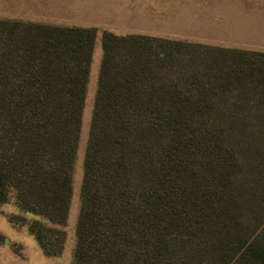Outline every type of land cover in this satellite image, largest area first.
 Here are the masks:
<instances>
[{
	"label": "trees",
	"instance_id": "16d2710c",
	"mask_svg": "<svg viewBox=\"0 0 264 264\" xmlns=\"http://www.w3.org/2000/svg\"><path fill=\"white\" fill-rule=\"evenodd\" d=\"M96 31L0 18V202L42 217L28 229L48 256L66 238ZM101 44L71 264H264V51Z\"/></svg>",
	"mask_w": 264,
	"mask_h": 264
},
{
	"label": "rangeland",
	"instance_id": "374dc122",
	"mask_svg": "<svg viewBox=\"0 0 264 264\" xmlns=\"http://www.w3.org/2000/svg\"><path fill=\"white\" fill-rule=\"evenodd\" d=\"M0 18L97 30L62 250L58 255L44 254L28 229L32 221L42 220V217L21 209L10 194L5 202H0V234L4 238L0 243V264L72 263L83 160L104 31L264 51V0H0Z\"/></svg>",
	"mask_w": 264,
	"mask_h": 264
},
{
	"label": "crops",
	"instance_id": "0c3cea01",
	"mask_svg": "<svg viewBox=\"0 0 264 264\" xmlns=\"http://www.w3.org/2000/svg\"><path fill=\"white\" fill-rule=\"evenodd\" d=\"M10 224H11V222H10ZM13 227H15L13 224H11ZM0 246H2L1 244H0Z\"/></svg>",
	"mask_w": 264,
	"mask_h": 264
},
{
	"label": "water",
	"instance_id": "95a60500",
	"mask_svg": "<svg viewBox=\"0 0 264 264\" xmlns=\"http://www.w3.org/2000/svg\"><path fill=\"white\" fill-rule=\"evenodd\" d=\"M6 242H8V239H6Z\"/></svg>",
	"mask_w": 264,
	"mask_h": 264
}]
</instances>
